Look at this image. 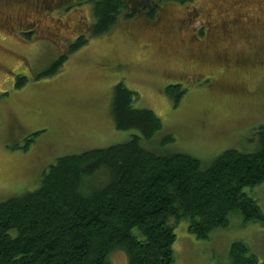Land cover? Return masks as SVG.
I'll return each instance as SVG.
<instances>
[{
  "label": "rangeland",
  "instance_id": "obj_1",
  "mask_svg": "<svg viewBox=\"0 0 264 264\" xmlns=\"http://www.w3.org/2000/svg\"><path fill=\"white\" fill-rule=\"evenodd\" d=\"M71 1L54 8L49 0H0V201L37 190L61 157L139 136L114 128L111 102L119 83L136 94L134 109L150 110L161 121L151 141L141 139L146 149L189 155L204 165L227 150L255 151V131L264 127V0H139L134 8V0H125L128 9L111 31L88 38L70 55L69 44L87 37L92 22V3ZM225 10L246 23L219 45L208 44L216 41L209 22L219 27ZM29 29L32 39L20 38ZM62 56L59 71L44 76ZM173 85L185 91L177 106L165 93ZM167 136L172 141L163 144ZM244 193L264 213V182ZM174 234V264H229L234 242L264 262V228L238 216L206 240L189 234L185 222ZM109 259L127 264L119 251Z\"/></svg>",
  "mask_w": 264,
  "mask_h": 264
},
{
  "label": "trees",
  "instance_id": "obj_2",
  "mask_svg": "<svg viewBox=\"0 0 264 264\" xmlns=\"http://www.w3.org/2000/svg\"><path fill=\"white\" fill-rule=\"evenodd\" d=\"M68 1L49 0L54 8ZM87 1L92 3L88 36L80 34L69 44L70 55L88 38L108 34L128 9L125 0ZM161 1L184 5L192 0ZM20 34L30 41L34 30ZM64 61L60 57L44 76L56 74ZM165 93L177 106L185 91L173 85ZM134 99L136 94L122 83L115 85L111 115L116 130H134L139 136L61 157L42 174L37 190L0 201V264H111L116 251L127 264H174V228L182 222L198 240L227 229L235 216L264 228V213L244 193L264 182V127L255 131L253 153L227 150L204 165L189 155L142 146L141 139L151 141L162 124L152 111L134 109ZM171 141L162 138L163 144ZM229 257V264H264L243 242L230 245Z\"/></svg>",
  "mask_w": 264,
  "mask_h": 264
},
{
  "label": "flooded vegetation",
  "instance_id": "obj_3",
  "mask_svg": "<svg viewBox=\"0 0 264 264\" xmlns=\"http://www.w3.org/2000/svg\"><path fill=\"white\" fill-rule=\"evenodd\" d=\"M62 1H63V0H58V2H62ZM222 12L226 13L227 10L222 11ZM263 14H264V12L262 13V19L264 18V15H263ZM240 16H243V17H244V14H240ZM224 18H225L226 21H222V22L219 24V27L216 26L215 24H213L212 22H209V26H208L207 30L214 29V30L216 31V32H215L216 41L213 42V43H208V44H214V43H216V44L219 45V42H223V37H224V38H225V37L227 38L231 32H236V31H234V30H235L234 27H237L236 24L246 23V22H243V21L240 20V19L232 18V17H230V16H227V17L224 16ZM227 18H232L233 20H232V21H227ZM238 18H239V15H238ZM209 21H212V20L209 19ZM227 26H231L233 29H231V30L229 31V29H228ZM223 27H224V28H223ZM222 28H223V29H222ZM242 30H243V29H240V30H238V31L243 32ZM219 31L222 32V34H221V33L218 34L217 32H219ZM228 31H229V32H228ZM223 32H225V34H224ZM216 33H217V34H216ZM217 35H218L220 41H218V39H217ZM208 37H209V36H208Z\"/></svg>",
  "mask_w": 264,
  "mask_h": 264
}]
</instances>
